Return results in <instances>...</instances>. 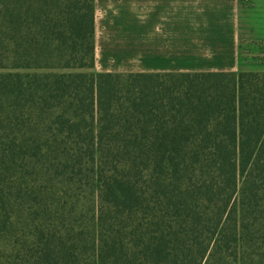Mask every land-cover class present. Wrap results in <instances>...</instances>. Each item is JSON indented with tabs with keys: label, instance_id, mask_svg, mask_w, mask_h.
<instances>
[{
	"label": "trees",
	"instance_id": "1",
	"mask_svg": "<svg viewBox=\"0 0 264 264\" xmlns=\"http://www.w3.org/2000/svg\"><path fill=\"white\" fill-rule=\"evenodd\" d=\"M96 65V0H0V264H264V73Z\"/></svg>",
	"mask_w": 264,
	"mask_h": 264
},
{
	"label": "crops",
	"instance_id": "2",
	"mask_svg": "<svg viewBox=\"0 0 264 264\" xmlns=\"http://www.w3.org/2000/svg\"><path fill=\"white\" fill-rule=\"evenodd\" d=\"M255 44L264 0H96L100 73H264L242 61Z\"/></svg>",
	"mask_w": 264,
	"mask_h": 264
},
{
	"label": "rangeland",
	"instance_id": "3",
	"mask_svg": "<svg viewBox=\"0 0 264 264\" xmlns=\"http://www.w3.org/2000/svg\"><path fill=\"white\" fill-rule=\"evenodd\" d=\"M253 48L250 47H243L242 46V61H264V47L257 46V44L252 45ZM252 50V51H250ZM251 52V53H250ZM255 52V53H253ZM262 62V61H261ZM264 67V64H262Z\"/></svg>",
	"mask_w": 264,
	"mask_h": 264
}]
</instances>
